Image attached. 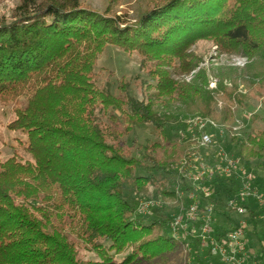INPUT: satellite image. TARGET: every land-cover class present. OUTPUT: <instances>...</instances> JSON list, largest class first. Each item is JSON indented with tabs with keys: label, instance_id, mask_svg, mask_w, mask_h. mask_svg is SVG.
Masks as SVG:
<instances>
[{
	"label": "trees",
	"instance_id": "16d2710c",
	"mask_svg": "<svg viewBox=\"0 0 264 264\" xmlns=\"http://www.w3.org/2000/svg\"><path fill=\"white\" fill-rule=\"evenodd\" d=\"M261 29L264 0H152L134 19L124 10L98 13L82 0H19L9 18L0 15V102L15 106L7 128L24 136L31 157L0 161V264H212L209 248L196 239L187 246L169 229L187 204L173 189L188 186L175 165L194 145L178 117L221 124L222 138L207 128L214 136L204 157H215L222 142L236 168L260 178L264 103L248 119L232 106L245 111L248 95L264 88ZM201 40L248 62L218 68L211 90L202 70L177 81L197 68L192 47ZM109 47L139 56L138 71L117 77L113 66L98 65ZM116 115L127 118L123 131L106 121ZM237 118L243 125L230 134ZM230 169L211 180L216 234L241 218L227 208L241 185ZM149 197L160 203L139 211L138 200ZM243 207L248 248L264 264L258 205L247 199Z\"/></svg>",
	"mask_w": 264,
	"mask_h": 264
},
{
	"label": "built area",
	"instance_id": "2783aa9c",
	"mask_svg": "<svg viewBox=\"0 0 264 264\" xmlns=\"http://www.w3.org/2000/svg\"><path fill=\"white\" fill-rule=\"evenodd\" d=\"M245 117L248 119L250 113H246ZM184 124L194 145L193 151L175 165L176 171L185 179L188 186L186 190H183L179 184H176L173 189L180 198L187 201V204H180L173 216L169 224L171 235L175 239L187 240V246L190 245L191 240H198L201 248H209L210 256L214 257L219 264H245L248 237L244 230L247 221L242 217L246 212L243 202L247 199H254L260 205H264V196L251 187L250 181L252 182L254 178L252 172H247L245 175L247 182L243 185V168H236L234 157L218 151L215 162L209 163L205 159L204 156L212 145L214 136L207 128L216 130L220 135L224 133L221 124L199 115L186 119ZM242 125L241 121H236L230 132L234 134ZM179 135L181 139L185 136L182 131H179ZM201 149L205 150V153L201 152ZM230 168L235 169L237 176H241V185L235 195L227 200V208L241 218L230 229L216 234L214 228L215 202L211 180L215 175H228ZM156 204L157 202L151 199L140 200L138 210L146 213L149 206Z\"/></svg>",
	"mask_w": 264,
	"mask_h": 264
},
{
	"label": "rangeland",
	"instance_id": "374dc122",
	"mask_svg": "<svg viewBox=\"0 0 264 264\" xmlns=\"http://www.w3.org/2000/svg\"><path fill=\"white\" fill-rule=\"evenodd\" d=\"M152 0H82V5L86 8H89L90 10L96 11L98 13H102L105 11V9H109L111 13L119 14L121 11H127V15L129 18H135L142 10H144L148 4H150ZM19 3V0H0V15H3L6 18H9L12 15L13 8ZM264 29H261L260 34H263ZM192 49L195 51L197 55L201 57V60L199 61L197 68H195L194 71L191 72L189 75H181L175 77V79L179 82H187L190 80L192 75L194 73L199 72L200 70L204 71L207 75L208 79V89H213L216 86L218 76L216 75V71L218 68H228V67H234V68H243L245 64L248 62V59L237 55H225V54H219L215 50L214 47H211L210 44L207 41H198ZM138 61L139 56H136L135 53H128L126 51L117 50L114 47L107 48L100 56L99 61L97 62L98 65H110L113 66V68L116 71L117 77H120L121 75H124L126 77H129L130 74H135L136 71H138ZM147 68H145L146 70ZM244 81L247 80V76L244 75ZM229 86V82H224ZM239 90H242V93L245 92L244 86L242 87L239 85ZM133 90L134 93L140 92V82L139 80H136L133 83ZM261 93H254L248 95V98L246 99V110L243 112H240L235 106H232L234 110L236 111L237 115H243L245 116L246 113H252L255 111H261L260 108L261 105L264 103V88L260 89ZM20 104H24V100L22 99L20 101ZM222 102L217 101L216 103V110L220 111ZM176 108L182 109V106L178 103L176 105ZM14 105L12 103H2L0 102V161H3L7 159L10 156H16L21 161L30 160V154L26 150V142L23 135H20L18 133L12 132L7 128V124L12 121L15 118L14 113ZM166 110V109H165ZM170 110L165 111L166 114L169 113ZM263 111V110H262ZM241 113V114H240ZM118 114V113H117ZM198 116L197 114H185V115H179L178 121L180 123L184 124V121L190 117ZM246 118V117H245ZM106 121L109 122L114 129L117 131H123L128 127L127 118L125 115H116L114 118L106 117ZM236 121H240L239 118L236 119ZM247 121V122H246ZM244 122L245 125L248 124L249 120H246ZM235 126V124H231L229 127ZM257 128H262L263 121L256 122ZM226 128V126H225ZM242 130V129H241ZM238 130H236L237 132ZM236 132L234 134H236ZM229 133L232 134L229 130ZM218 134V133H217ZM135 135V133H134ZM223 134H218L221 138L223 137ZM136 138L140 139L139 134L137 133ZM131 137L129 135L126 136ZM225 139V138H224ZM223 139V140H224ZM198 150V149H196ZM229 147H223L222 142L221 145L216 146V150L214 151V154H216L215 157H212L211 159H207L209 163H213L216 161L218 151L225 152L229 157H233V151H229ZM207 154L209 156V152L207 151ZM247 172H251L250 170H243V185L247 180L245 179V175ZM253 174V173H252ZM258 174L260 175V178H257L255 174H253L254 178L252 182L250 181L251 187L254 191L264 196V187H261V181L264 182V163L260 166L258 169ZM236 179L240 180L241 183V176H237ZM149 199L154 200L158 204L160 203L159 200L155 198L149 197ZM142 200V199H141ZM257 203L256 200L252 199ZM140 200H138L139 202ZM167 205H170V202L167 201ZM258 205V217L261 219L264 227V205ZM171 207V206H170ZM176 212H174L173 215H175ZM215 216V215H214ZM264 230V229H263ZM263 232V231H262ZM264 236V232L262 233ZM73 236V235H71ZM83 254V251L81 252ZM254 253H252L249 248H247V255H246V261L245 264H258L257 260L254 258ZM212 264H219L216 259L212 261Z\"/></svg>",
	"mask_w": 264,
	"mask_h": 264
}]
</instances>
